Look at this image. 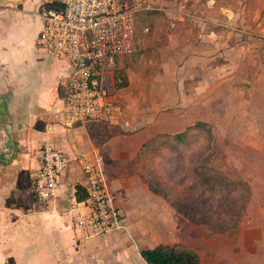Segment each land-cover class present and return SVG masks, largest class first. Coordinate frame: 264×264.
<instances>
[{
  "label": "crops",
  "instance_id": "crops-1",
  "mask_svg": "<svg viewBox=\"0 0 264 264\" xmlns=\"http://www.w3.org/2000/svg\"><path fill=\"white\" fill-rule=\"evenodd\" d=\"M54 1L0 0V264H147L141 252L178 244L196 251L202 264H264V164L245 171L240 165L245 151L228 153L225 162L238 164V178L250 185L252 195L238 229L223 234L205 233L178 213L150 190L138 167L139 153L153 137L208 123L201 117L203 110L216 113L221 98L209 62L215 49L211 23L179 13L174 17L179 34L169 36L163 72L154 78L160 86L143 98L116 89L115 72L124 69L128 59L122 58L113 72L103 75L106 89L122 109L118 120L83 121L67 128L63 105L73 68L39 45L42 10ZM189 18L201 26L194 28L197 37H188ZM257 127L264 130V124ZM47 137L72 160L56 201L39 200L34 194ZM240 141L243 147L252 143ZM80 152L103 160L122 214L124 227L107 237L91 238L76 228L89 212L76 199L77 187L86 184L80 164L73 160Z\"/></svg>",
  "mask_w": 264,
  "mask_h": 264
},
{
  "label": "rangeland",
  "instance_id": "rangeland-1",
  "mask_svg": "<svg viewBox=\"0 0 264 264\" xmlns=\"http://www.w3.org/2000/svg\"><path fill=\"white\" fill-rule=\"evenodd\" d=\"M135 3L142 10L136 26V53L115 75L123 72L121 75L128 82L126 88L118 90L126 89L139 98L148 96L160 86L154 78L163 72L165 48L172 42L169 36L179 34L180 23L174 17L179 13L198 16L200 22H210L211 31L215 32L211 39L215 49L209 62L215 68L217 96L221 99L214 108L216 113L208 114L203 110L200 114L209 119L208 125L215 133L217 146L213 144L214 139L211 141L202 133L193 146L184 150L182 158L170 150L153 148L144 158L146 168L143 170L162 193L196 200L199 205L200 201L214 223L222 228L226 223L224 208L229 196L226 191L224 195L211 194L213 200L208 199L205 203L207 191L202 188L196 170L203 165L223 167L237 180L238 164L225 160L228 153L236 156L243 150L247 161H241L240 165L245 171L254 172L251 166L264 164L258 155L264 156V130L257 127L264 124V0H135ZM167 14L174 15L169 17ZM185 22L192 31L188 37H197L201 26L196 19L189 18ZM196 27L198 30H194ZM232 60L235 65L231 64ZM146 77L148 81H145ZM250 124L256 125L250 128ZM246 138L252 143L243 147L240 139ZM209 144H213L210 150ZM208 156L212 158L210 166ZM202 219L206 220L204 216Z\"/></svg>",
  "mask_w": 264,
  "mask_h": 264
},
{
  "label": "built area",
  "instance_id": "built-area-1",
  "mask_svg": "<svg viewBox=\"0 0 264 264\" xmlns=\"http://www.w3.org/2000/svg\"><path fill=\"white\" fill-rule=\"evenodd\" d=\"M140 11L135 0H55L53 6L42 10L39 45L73 68L63 105L67 128L83 121L118 120L122 109L106 89L103 75L113 72L120 59L136 52ZM73 160L80 164L86 180L82 188L87 197L79 203L89 211L77 221L76 228L86 231L91 238L107 237L122 229V214L110 191L103 160L89 159L85 152L78 153ZM71 162L47 137L34 178L36 198H60L62 179Z\"/></svg>",
  "mask_w": 264,
  "mask_h": 264
},
{
  "label": "trees",
  "instance_id": "trees-1",
  "mask_svg": "<svg viewBox=\"0 0 264 264\" xmlns=\"http://www.w3.org/2000/svg\"><path fill=\"white\" fill-rule=\"evenodd\" d=\"M141 11L137 13L136 26L138 27V20ZM124 80V82H121ZM116 88L126 87L128 82L123 75L116 74ZM206 134L212 141L215 140L213 131L209 128L208 123L200 121L195 125L188 127L184 132L177 135L158 134L153 137L142 149L138 156V167L142 180L149 186L150 190L162 197L166 202L170 204L178 213L187 217L192 223L199 226L201 229L208 233H226L238 229L243 217L247 212V207L251 199L252 189L250 185L238 177L237 180L231 178V174L223 167L215 168L210 166L212 161L211 156H208L207 163L209 166L203 165L197 168V172L200 174L202 181V188L207 191L205 194L207 199L213 200L211 194H226L229 196L228 201L225 203V216L226 223L222 228L214 223L210 217L208 210L200 201V205L196 200H189L183 196H171L162 193L159 188H155L150 180L147 178L143 169L146 168L145 156L153 148L159 150H170L175 153L179 158L184 157V150L190 148L198 141L200 134ZM214 144V143H213ZM213 144H209L210 150ZM215 166V165H212ZM219 167V166H216ZM215 168V169H214ZM222 168V169H221ZM87 195L81 186L77 187L76 199L78 202H82L86 199ZM239 199L240 202L239 203ZM223 204V202H221ZM209 216H206V215ZM202 216L206 220L202 219ZM142 258L147 264H202L200 255L184 244H178L174 246L159 245L153 249H148L141 252Z\"/></svg>",
  "mask_w": 264,
  "mask_h": 264
}]
</instances>
